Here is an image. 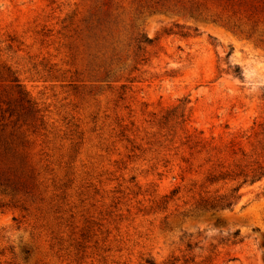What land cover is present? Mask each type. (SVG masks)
Here are the masks:
<instances>
[{
  "label": "rangeland",
  "instance_id": "obj_1",
  "mask_svg": "<svg viewBox=\"0 0 264 264\" xmlns=\"http://www.w3.org/2000/svg\"><path fill=\"white\" fill-rule=\"evenodd\" d=\"M257 167L264 0H0V264H264Z\"/></svg>",
  "mask_w": 264,
  "mask_h": 264
},
{
  "label": "trees",
  "instance_id": "obj_2",
  "mask_svg": "<svg viewBox=\"0 0 264 264\" xmlns=\"http://www.w3.org/2000/svg\"><path fill=\"white\" fill-rule=\"evenodd\" d=\"M145 41L150 42L148 39H145ZM238 70L239 69L237 68L236 73H235V75H237V76L239 75ZM241 174H243L242 176L244 178H247V176H250L251 180H253L254 178H260V177L264 176V169L262 167H257L256 169H252L248 173H242L241 172ZM227 176H228L227 174H221V173L218 175L211 174L206 178V181L209 182L210 184H212V183L218 182L220 180H225L227 178ZM245 181H246V179H244V182ZM238 189H239V187L232 188L230 190V195L221 197L220 201H219V205H221L223 207H230L231 203H232L231 201L238 198V196H237ZM214 207H216V205L211 206V208H214ZM234 235L237 236L238 232H235ZM149 264H154V263L151 262Z\"/></svg>",
  "mask_w": 264,
  "mask_h": 264
}]
</instances>
